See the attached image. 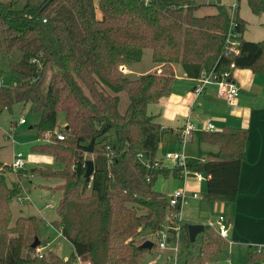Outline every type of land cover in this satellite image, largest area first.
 Listing matches in <instances>:
<instances>
[{
    "label": "trees",
    "instance_id": "1",
    "mask_svg": "<svg viewBox=\"0 0 264 264\" xmlns=\"http://www.w3.org/2000/svg\"><path fill=\"white\" fill-rule=\"evenodd\" d=\"M245 2L252 15H264V0ZM197 8L182 0H43L35 9L26 4L20 10L0 3V59L6 57L7 71L19 81L0 88V113L14 104H30L39 113L31 126L36 136L63 135L61 141L30 147L32 152L49 154L62 168L30 173L62 180L56 186L61 195L54 224L72 248L66 260L51 255L46 262L21 255L25 238L36 235L38 222L28 216L10 224L9 202L19 188L8 187L0 175V264H73L75 256L90 264H140L147 252L138 248L145 233L160 232L166 221V196L153 191L152 185L158 177L180 178L177 167L138 164L139 159L151 164L156 156L162 131L146 107L169 96L174 80L171 64H180L193 82L200 73L231 74L234 69L264 77V39L249 42L240 36L237 55H224L228 9L217 4L215 14L195 17ZM244 25L234 18L240 35ZM143 50L150 51L160 73L134 80L123 76L120 71L138 63ZM119 92L128 100L122 114L117 110ZM58 113L64 118L61 131H55ZM194 134L197 141L217 150L203 160L187 158L186 169L209 176L204 182L205 200L233 203L245 133L223 129ZM109 135L108 145L95 150ZM106 146L112 152L109 164ZM84 154H94L90 179ZM183 230L187 236L186 226ZM31 243L28 251L34 249ZM216 247L203 243L191 257L192 264H204Z\"/></svg>",
    "mask_w": 264,
    "mask_h": 264
},
{
    "label": "crops",
    "instance_id": "2",
    "mask_svg": "<svg viewBox=\"0 0 264 264\" xmlns=\"http://www.w3.org/2000/svg\"><path fill=\"white\" fill-rule=\"evenodd\" d=\"M236 13L238 15V6ZM249 14L250 16L247 17L238 15L245 23L241 37L249 42L261 41L264 39V15L254 16L250 12ZM250 24L253 27L245 34V27H249ZM171 68L174 80L170 87L169 96L161 99L162 106L160 109H155L153 104L146 107V113L153 117V122L160 125L162 131L156 158L164 152L182 151L185 155L184 147L181 148L178 144V137L186 117L196 128L208 121L217 129V133L223 129L240 130L245 133L244 150L239 167L237 193L234 202H213L201 197L189 198L187 204L182 208V218L185 217L184 211L188 207L193 210L198 208L201 215L205 211H209L214 217L221 215L230 225L226 240L220 239L208 227L201 243L207 240L204 243L216 244L215 240H209L205 237L206 234H213L219 241V246L211 252L210 256H207L204 264H264V77L254 75L247 69H234L231 78L238 86L239 96L232 104H227L217 98L213 85L206 86L203 93L192 102L193 81L185 77L180 64H171ZM126 69H128V73L133 72L130 67ZM156 69H160V67L154 66L153 71L155 72ZM136 75H142V73ZM190 103L191 110L189 111ZM192 138L197 141L195 134L189 140L190 142ZM179 146L180 151L177 150ZM216 150L217 147L214 150L210 149L206 155L207 153H215ZM205 157L193 159L203 160ZM165 168L172 169L169 163L165 164ZM172 180L177 182L174 189L181 187L180 178ZM187 183L189 190L196 191L198 194L202 191L204 194V183L195 184L189 181ZM200 217H194L195 220L192 224L201 225L202 218ZM162 253L169 254L170 252L163 251ZM188 254L189 251L184 250L182 252L180 247L176 264L186 262ZM62 260H66V258Z\"/></svg>",
    "mask_w": 264,
    "mask_h": 264
},
{
    "label": "rangeland",
    "instance_id": "3",
    "mask_svg": "<svg viewBox=\"0 0 264 264\" xmlns=\"http://www.w3.org/2000/svg\"><path fill=\"white\" fill-rule=\"evenodd\" d=\"M43 0H0V3L9 6L12 10H20L24 5H29L32 9H35ZM184 3L192 2L198 6V8L193 12V16L195 17H203L209 16L216 13L215 6L217 4L223 5L225 8L228 9V14L232 12L233 19L235 17L240 16H250L249 11L246 7L245 0H182ZM238 1V4H237ZM236 4L238 6V15L236 13ZM231 6L233 10H231ZM231 10V12H230ZM98 16V15H97ZM239 18V17H238ZM252 25L250 24L249 27H245V34L252 29ZM249 36V35H248ZM246 36V38H248ZM249 40V39H246ZM16 57H9V59L14 60ZM6 57L0 59V77L4 80V87H13L19 84V81L12 77L10 73L7 71L6 66ZM154 64H152L150 60V51L143 50L141 59L138 63L134 64L130 68H132V73H128V69H124L120 71L123 76H127L129 79L134 80L141 75L136 74H146V73H153ZM153 71V72H152ZM137 72V73H136ZM155 74V72H154ZM47 82H43L42 90H45ZM118 97V104L117 110L120 114L125 111L127 106L128 100L124 92H119L117 94ZM197 111V109H196ZM149 114V113H148ZM19 118H24L25 124L19 125L18 120ZM39 119V113L34 112L30 104H14L9 111H2L0 113V175L3 176L6 184L8 187L12 186L13 184L21 186L24 193L26 192L28 201H23L22 204L18 205L16 203V196L9 202V209L11 212V223L17 217H28V216H35L34 218L38 222V231L36 235L29 236L25 238V246L28 247L29 244L36 243L34 248H39L41 252L45 253L44 260L49 262L50 256L56 257L58 260H62L63 258H68L72 253V249L70 244L62 237L57 235L56 232L52 231L49 227H47L46 222L49 223L53 228L59 229L54 223L57 218L55 214V208L59 201V197L61 192L56 188V186L62 184V180L60 179H42L38 176L31 174L30 170L36 169L40 170L43 168H52L55 170H60L62 165L56 164L53 158L49 154L45 153H36L30 150V147L35 145H43L41 143L44 138L45 134H42L41 137L36 136L35 131L30 128L31 126L35 125ZM64 118L62 113H58L56 115V126L55 131H61L64 128ZM30 128V129H29ZM5 133L12 135V140L5 138ZM50 136V140L54 138L52 135ZM193 136V135H192ZM112 139V135L107 136V140L97 145L95 150L100 151L99 147L101 145L107 144L106 142ZM52 143V142H51ZM47 145V144H46ZM108 145V144H107ZM210 149H216L215 146H210L206 144H199L195 138L188 141L184 146V153L185 155L192 157V158H201L202 156H206V152ZM177 150H181L180 146ZM96 151V152H97ZM19 152L23 155L24 159L26 160L25 169L19 171L16 175L10 173L7 170V165L10 164L12 154ZM85 161H90L93 155H86L83 156ZM164 164H167L164 162ZM5 166V167H4ZM35 167V168H34ZM89 170V169H88ZM90 171H86V175ZM177 182L173 181L171 178L163 179L161 177L156 178L152 185V190L161 194H164L166 197L168 194L174 190L176 187ZM20 190V189H19ZM199 197L203 198L202 191L198 194ZM24 197V194H22ZM49 204V206H48ZM44 206H48L43 208ZM127 207H131L136 211V213L141 214L144 213V210L136 207L132 204H127ZM41 212V214H40ZM185 217L184 226L191 225L197 216H201L203 226V231L197 234V237L194 238L193 242H189L188 238L184 232L181 233L180 239V247L181 251H189L187 264H192L191 257L195 258L197 256L198 248H201L202 244L207 240L202 242L203 235L208 230V224L211 220L216 219L209 211L203 212L202 215L200 214V209L196 208L195 210L185 209ZM36 213V214H35ZM39 214V215H38ZM166 215V212H165ZM213 216V217H212ZM45 226V227H44ZM156 233H145L144 239L145 241H149L152 243L153 248L148 250L147 253L143 255V258L140 264H171L166 261V259L170 256V253H160L157 256L158 251L156 250L158 238L155 236ZM34 237V238H33ZM206 239L215 240L216 245L219 246V241L213 234H206ZM35 239V240H34ZM137 240L140 241V237H137ZM31 243V244H32ZM23 248L22 256L25 254L30 258H34V249L28 251L27 248ZM216 249V248H215ZM211 249L208 248V251ZM213 250V249H212ZM211 250V251H212ZM177 263V261H176Z\"/></svg>",
    "mask_w": 264,
    "mask_h": 264
},
{
    "label": "built area",
    "instance_id": "4",
    "mask_svg": "<svg viewBox=\"0 0 264 264\" xmlns=\"http://www.w3.org/2000/svg\"><path fill=\"white\" fill-rule=\"evenodd\" d=\"M231 10H233L231 6ZM230 10V12H231ZM240 33L235 31L234 28V19L232 12L229 14V26L228 31L225 36V49L224 55L231 54L237 55L238 53V46H239V38ZM230 69H233V65H229ZM156 74L160 73V69L155 70ZM193 87L191 90V95L193 96L194 101L195 98L200 96L203 91L205 90L206 86L213 85L215 87V95L217 98L223 100L227 104H232L239 96V89L237 84L232 80L231 74L228 72H223L219 75L214 74L212 71L208 73H200L199 77L194 80ZM4 87V80L0 77V88ZM191 102V103H192ZM191 103L189 105V111L191 110ZM155 109L161 108V99L158 100L156 103L152 105ZM147 115H149L147 113ZM151 116V115H150ZM19 125L25 124L24 118H19L18 120ZM203 131L206 133H215L217 129L208 121H205L201 127L196 128L194 127L187 119L182 125L179 137H178V144L183 148L185 144L191 139L192 135L196 132ZM50 134L45 133L44 138H42L43 144H50L53 142L50 140ZM43 137V136H42ZM5 138L12 140V135L5 133ZM54 139L56 141H61L63 139V135L60 133L54 134ZM112 152L106 146L104 149V155L107 158V164L110 163V157ZM186 160L187 157L183 154V152H164L160 157L154 158L152 163L150 164L148 161H144L139 159L138 164L143 167H152V168H165V164L169 163L171 168L177 167L180 169V180H181V187L172 190V192L166 197L167 200V208H166V215H165V222L163 223V229L156 233L155 236L158 238L156 250L158 251L157 256L160 255L163 251H169L170 256L166 259L167 262L171 264H176L177 256L180 251V239L181 233L184 227V221L182 218V208L187 204L188 199H197L199 195L196 191H192L188 189V181L190 183L200 184L204 183L206 180L209 179V176H205L201 173L190 172L186 169ZM26 160L24 159L23 155L19 152L13 153L10 164L7 165V170L10 173L16 175L19 171L25 169ZM91 177H89L90 179ZM19 194L16 196L15 200L18 205L22 204L23 201H28V197L26 192L22 190L21 186L19 185ZM24 194V197H22ZM49 206V204H48ZM44 206V208L48 207ZM168 222V223H167ZM47 227H49L52 231L56 232L57 235H60L59 229L53 228L49 223L46 222ZM208 227L213 230V232L222 240H226L229 232L230 225L228 222L221 216H217L216 219L211 221L208 224ZM258 252V250H257ZM45 253L41 252L39 248H34V257L41 259L43 258ZM73 264H90L86 260H82L81 258L75 256ZM239 264V263H234Z\"/></svg>",
    "mask_w": 264,
    "mask_h": 264
},
{
    "label": "water",
    "instance_id": "5",
    "mask_svg": "<svg viewBox=\"0 0 264 264\" xmlns=\"http://www.w3.org/2000/svg\"><path fill=\"white\" fill-rule=\"evenodd\" d=\"M85 165L87 167V171H90L87 176L88 178L90 177L91 174V170H92V165L90 161H86ZM89 169V170H88ZM203 231V226L200 224H191V225H187L186 226V233H187V237H188V241L189 242H193L195 236ZM36 246V243H32L31 244V248H34ZM139 249H146V250H150L152 248V243L149 241H145L143 242L141 245H139L138 247Z\"/></svg>",
    "mask_w": 264,
    "mask_h": 264
}]
</instances>
